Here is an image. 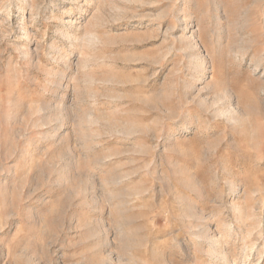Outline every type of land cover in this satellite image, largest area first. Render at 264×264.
Segmentation results:
<instances>
[{
    "label": "rangeland",
    "instance_id": "374dc122",
    "mask_svg": "<svg viewBox=\"0 0 264 264\" xmlns=\"http://www.w3.org/2000/svg\"><path fill=\"white\" fill-rule=\"evenodd\" d=\"M0 264H264V0H0Z\"/></svg>",
    "mask_w": 264,
    "mask_h": 264
},
{
    "label": "bare ground",
    "instance_id": "6f19581e",
    "mask_svg": "<svg viewBox=\"0 0 264 264\" xmlns=\"http://www.w3.org/2000/svg\"><path fill=\"white\" fill-rule=\"evenodd\" d=\"M90 40V39H89ZM38 107H36L35 109H37ZM47 108V107H46ZM43 109V108H42ZM55 109V108H54ZM40 111V110H39ZM35 112V111H34ZM230 114V113H229ZM231 115V114H230ZM47 119V118H46ZM42 121V120H41ZM43 123V122H42ZM35 124V123H34ZM41 124V123H40ZM43 124H45V123H43ZM35 125H37V124H35ZM38 126V125H37ZM246 213V212H245ZM241 216H243V215H241ZM245 217H247V216H245ZM207 236V235H206ZM205 237V236H204ZM209 237V236H208ZM257 246V245H256ZM215 248V247H214ZM214 248H213V250H214ZM217 248V247H216ZM218 249V248H217ZM247 250V249H246ZM222 253V252H221ZM218 254V252L216 251V250H214V252H213V255H217ZM216 257V256H215ZM219 258V257H218ZM260 260V259H259Z\"/></svg>",
    "mask_w": 264,
    "mask_h": 264
}]
</instances>
